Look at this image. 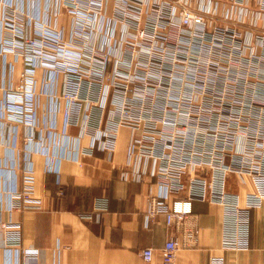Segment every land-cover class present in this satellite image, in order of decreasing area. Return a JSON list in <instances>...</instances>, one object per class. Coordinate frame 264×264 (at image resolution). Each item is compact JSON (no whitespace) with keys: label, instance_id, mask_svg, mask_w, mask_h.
Listing matches in <instances>:
<instances>
[{"label":"built area","instance_id":"built-area-1","mask_svg":"<svg viewBox=\"0 0 264 264\" xmlns=\"http://www.w3.org/2000/svg\"><path fill=\"white\" fill-rule=\"evenodd\" d=\"M65 2L75 13L71 40L65 39L64 28L56 27L59 7L51 14L55 24L48 23L35 32L31 30V18L26 20L24 15L16 13H7L4 18L6 30L10 32L7 44L24 57L27 75L32 76L37 67L47 68L57 77L61 75L63 92L57 97L68 105V123H77L84 111V133L94 132L100 138L102 132L98 130L103 119L91 123L90 115L95 106L104 110L111 105L112 115L107 119L105 139L100 145L109 153L114 150L119 126L131 127V170H120V177L128 179L131 175L152 173L163 187L153 197L147 216L150 221L162 216L172 231L162 249L164 264L175 263L180 245L196 242L200 233L194 214L197 200H215L223 205L225 218L233 220L238 229L236 233L229 232L233 235H228L225 243L229 247L241 246L239 228L247 229L249 209L264 207V118L251 115H264V105H191L188 98L181 101L183 105H145L142 77L144 73L155 75L153 60L161 56L168 58L171 53L158 41L162 27L179 29L177 43L168 39L166 45L177 44L174 60L187 61L189 75L198 79L212 57L235 62L255 61L257 53L264 54V33L258 38L253 30L264 29V16H259L264 13V0H258V7L253 9V0ZM146 13L148 22L143 20ZM222 15L230 19V24L247 23L249 28L242 32L236 30V25H225ZM180 17L182 23H178ZM212 17L218 21L214 22ZM148 52H151L149 56ZM175 61L176 65L184 66L178 63L181 61ZM220 66L217 68L221 76ZM233 69L236 70L235 66ZM260 70L264 75V67ZM198 83L196 87L188 84L189 96L196 94L195 88H201V82ZM33 86L29 87L31 92L25 100L27 107L35 103ZM145 91L149 95L153 93L151 87ZM209 116L214 119H208ZM232 173L240 175L237 185L246 191L244 204L240 194L227 190ZM246 175L252 179L255 190L251 189ZM25 181L30 186L23 191L16 190L14 197L26 203L32 201V177L26 176ZM101 205H104L102 201L98 206L103 208ZM0 227L4 246L18 257L22 253L20 226L1 220ZM142 255L150 261L152 247L144 248ZM210 264L224 263L222 258L213 257Z\"/></svg>","mask_w":264,"mask_h":264},{"label":"crops","instance_id":"crops-1","mask_svg":"<svg viewBox=\"0 0 264 264\" xmlns=\"http://www.w3.org/2000/svg\"><path fill=\"white\" fill-rule=\"evenodd\" d=\"M257 2L253 0L252 9ZM58 7L56 27L64 28L65 39L71 40L75 13L65 0H0V221L20 226L22 250L18 257L11 255L0 227V264H164L162 249L172 231L162 216L151 221L147 216L163 187L152 173L120 177V170H131V127L119 126L111 153L102 149L111 105L92 109L91 123L103 119L100 138L84 133V111L77 123H68V105L57 97L63 92L61 75L37 67L28 76L24 57L7 44V13L33 19L35 32L55 24L52 15ZM30 86L35 103L27 107ZM29 175L32 201L25 203L14 193L27 188ZM246 178L255 190L250 176ZM238 179L232 173L227 190L240 194L244 204L246 191ZM225 213L215 200L195 201L200 233L193 245L178 247L174 264H210L213 257L224 264H264V207L249 209L238 247L225 243L238 232ZM146 247L153 249L150 261L142 255Z\"/></svg>","mask_w":264,"mask_h":264},{"label":"rangeland","instance_id":"rangeland-1","mask_svg":"<svg viewBox=\"0 0 264 264\" xmlns=\"http://www.w3.org/2000/svg\"><path fill=\"white\" fill-rule=\"evenodd\" d=\"M145 15L146 17H149V14L146 13L143 17V20L148 22L149 20H147ZM225 16L222 15L223 24L228 26L236 25V30L241 29L242 32L247 31V23L230 24V19H226ZM259 16H264V14ZM211 19L214 20V22L218 21V19L215 17H212ZM178 23H182L181 17L178 19ZM253 30L258 38L262 37L261 35L264 33V29L253 28ZM179 33V29H172L170 27H162L160 29L159 35L157 36L159 39H157L159 43L163 44V49L168 47V51L171 53H169L168 58H166V56H161V59L158 58L156 61L153 60L152 65L156 66L153 68L155 75L150 76V74L144 73L142 77V87L144 90V99H142L143 104L180 105L181 101H185L188 98L191 105H264V75L260 70L261 66L264 67L263 52L257 53L255 55V61L247 59L246 61L235 62L234 60L231 61V59L214 60L212 57V59H209L206 62L207 66L205 73L201 74L202 77H199L198 79L193 75H189L190 71L187 70L189 63L187 61L174 60L176 57L175 53L177 52L176 50L178 48L176 47L177 44L170 46L166 45L165 41H168V39H171V41L175 40L174 43H177L176 40ZM143 47L147 48L146 45ZM150 48L151 47L149 46L148 50H151ZM163 52L165 53V50ZM150 53L151 52H148V56ZM192 53H195V51L192 50ZM244 55L247 56V53H244ZM173 61L176 63L181 61L178 63H180V65L183 64L184 66H178L173 63ZM219 62H221V64H219ZM148 63L151 64V62ZM217 65H222V67L220 66L222 68L221 70H223V74H221V76ZM243 65H245V67ZM234 66L236 70L238 69L237 71L233 69ZM174 68H179L183 72L180 71V73H177L178 71H174ZM185 68L186 70H184ZM196 71H198V69H196ZM232 72L235 73V76L231 75ZM240 72H242L241 75H239ZM172 73L173 76L171 75ZM198 82H201V88H195L196 94L191 93L189 96V94H187L188 84L190 83L189 85L196 87L199 84ZM147 87L148 89L150 87L152 88L153 93L151 95L146 93L145 89ZM174 90L177 92H173ZM247 112L249 113V111ZM251 115L253 118H262L261 116L264 118V115ZM211 118L214 119L213 117H208V119Z\"/></svg>","mask_w":264,"mask_h":264}]
</instances>
